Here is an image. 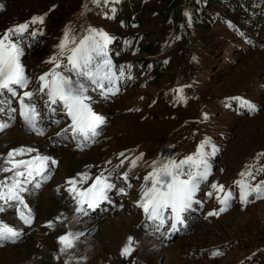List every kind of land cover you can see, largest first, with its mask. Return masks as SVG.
I'll return each mask as SVG.
<instances>
[{
	"label": "rangeland",
	"instance_id": "1",
	"mask_svg": "<svg viewBox=\"0 0 264 264\" xmlns=\"http://www.w3.org/2000/svg\"><path fill=\"white\" fill-rule=\"evenodd\" d=\"M50 1L2 0L4 8L0 12V30L5 27V21L8 17L7 14L10 10L18 8L16 11H13L12 15H18L19 19H24L26 14L37 12L39 9L45 8L48 4L58 2V0ZM74 1L76 0H67L64 4H72ZM38 5L41 8H36ZM20 7L22 8L19 9ZM65 7L61 4L58 6L57 12L61 18L69 12ZM25 9H29L30 11L26 13ZM53 15L54 13L51 15L52 22H54ZM164 18L163 15H160L158 19L160 22H163ZM141 21L142 24L139 31L145 35L153 33L159 28L157 25L151 26L147 17L142 16ZM224 36H227V34L221 29L207 28L201 30V37L209 49V54L206 57L205 65L200 69V74L202 77L201 91L203 93V100L214 115V125L218 129L226 131L229 135L228 140L225 142V153L219 162L226 166V174L224 177H231L247 155L255 150L264 149V51L242 52L237 46L232 48L222 39ZM38 51L40 52L38 53ZM43 54L45 52H42L40 47H37L31 52V56L42 57ZM29 63L36 65L32 60H29ZM168 74V72H164L158 78L161 76L169 77ZM158 88L157 83L155 86H150L146 90L130 88L125 95L118 97L107 108V119L99 142L92 146L90 150L82 153L98 151V158L101 161L109 156L111 152H116L119 149L141 141L147 147H152V143H149H160L164 141L171 129L178 125L181 118L196 116L195 107L192 106L187 111H177L176 115L180 117L177 121L167 120L161 116L170 114L171 112L160 104L154 105L150 109L149 116L142 117L143 113L132 114L130 112H124L132 104L137 102V94L150 93L153 89ZM239 92L245 93L260 103V109L252 117L237 118L233 117L230 113H225L220 110L218 106L220 97ZM117 118H121L124 124H118L115 120ZM130 129L135 130V137L132 136ZM43 136H45V139L51 140L47 131L40 137ZM51 143L49 141L48 145L57 154L61 155L65 151L64 148L66 146H64L63 142L57 143L55 140L54 144ZM4 156V153L0 154L1 158H4ZM57 160L59 162L61 158L57 156ZM52 179L53 181L55 180L56 186H59L61 177L57 175V172L51 177ZM57 194H61L59 188L57 189ZM117 212L121 211H115L113 213ZM121 213L124 212L122 211ZM35 215L32 229H34V226L40 220L37 216L36 208ZM91 218L96 219L98 216L95 215V217ZM136 229H139L138 226ZM84 231L85 229L81 233ZM31 233L30 230L25 234L22 233V239H19L15 243L2 246L0 249L6 246L15 247L17 245H24L31 240ZM61 235H53L54 242L60 248L61 245L56 242V237ZM146 236L150 239L151 245L156 246L157 240L152 236ZM137 241L133 238L131 247L134 251L128 256L121 255V250L127 244L128 238L119 243L117 248H110L111 250L106 249L103 255L104 257L101 259L102 262L106 261L104 264H234L247 256L249 251L261 246L264 247V200L255 204L253 207L247 208L245 211L232 210L222 216L218 222L214 221L210 224L194 222L193 231L167 243L164 246L165 253L156 262H149L146 259V253L138 246L139 242L137 245L135 244ZM223 241L224 243H221ZM108 244L107 241L99 243V245L104 246ZM186 246L187 248H185ZM212 247H223V253L218 258L213 259H204L199 255L205 248L208 250ZM36 248L38 251L43 250L42 246L38 244H36ZM77 250L78 248L75 247L65 252H60V249L54 248L52 251H47L44 254L30 253L26 260H28L27 264H51L50 258L52 262H56L53 264H62L66 260L73 261V255H75ZM90 252H94V249L87 251V253ZM171 253L174 254L169 259ZM0 264H10V262L5 260L0 262ZM18 264H24V262L22 261Z\"/></svg>",
	"mask_w": 264,
	"mask_h": 264
},
{
	"label": "snow or ice",
	"instance_id": "2",
	"mask_svg": "<svg viewBox=\"0 0 264 264\" xmlns=\"http://www.w3.org/2000/svg\"><path fill=\"white\" fill-rule=\"evenodd\" d=\"M94 2H98V0H94ZM43 21V16L33 17L29 22L6 29L3 34H0V98L5 95L9 97L7 101L0 99V113L4 111V103H11L10 98L17 97V90L27 88L29 83V77L26 75L24 65L20 60L24 55V50L20 47L19 38L23 36L31 24H42ZM90 31L98 35L103 43L98 42L93 35L83 37L77 42L75 38H70L68 30L65 31L64 39L60 43L59 49L61 54L66 49L69 51L70 54L66 57L67 65L62 71H57L60 68V63L56 62L55 67L50 72L39 77L41 83L36 89V92L44 93L47 97L46 106L50 107L57 103L62 105L67 116L71 119L69 128L64 131H71L75 137L83 138L86 142L100 134L98 130L106 123V119L103 115L94 112L91 104L87 102L91 100V97L86 95L89 88L85 86V82L89 85H94L95 89H100L101 95L107 96L108 92L115 94L111 86L118 79L116 73L111 71V60L106 58L107 53L104 52V48L110 43L109 36L102 31L96 32L94 29ZM32 35L35 36L36 33L33 32ZM13 37H17V40L14 41ZM69 44L74 46L69 48ZM102 54L105 57L103 64L95 63V57ZM55 61H57V57H53L50 62ZM102 68L108 69L103 75H101ZM65 71L69 75H64ZM122 76L123 69L120 70V77ZM49 77L51 78L49 79ZM105 81L108 87H106ZM33 94V92L25 91L19 97L21 115L30 130L42 136L44 135L43 129L37 127L39 114L35 105L31 103ZM25 98H28V103L25 102ZM243 103L249 110L255 111L254 105L247 101ZM12 111H15V109H12ZM52 111H55V109H52ZM10 126V123L0 120V132ZM204 143H207V141ZM204 143L199 146L195 154L189 155L178 162L176 160H168L159 167H154L153 172L145 177L146 181H151V187L143 191V199L139 206L143 208L149 220L158 221L160 225H163L166 219H171L173 221L171 224L173 230L177 229L178 224H183L184 221L181 214L191 208L192 198L199 187L198 180L207 181L211 174V166L205 159L208 154L203 151ZM34 151L36 150L32 148H14L3 158V164H0V172L12 173V176L7 177L5 180H0V201L9 205V207H13L19 220L25 225L31 223L32 210L21 195V193L27 191L23 185L31 183V180L36 176H41L48 169V162L51 160V157L39 154L28 160L16 159L18 156H24ZM214 153L215 149L213 148L211 154ZM51 163L54 165L57 161L51 160ZM132 163L133 167H135V161ZM155 163L154 161L153 164ZM257 171H260V169H257ZM78 175L81 177V183L89 178L87 173ZM240 176L243 179L236 181V183L240 186L242 203H246L253 192L256 194L257 199L264 198V181H261L253 188L247 182L249 177L255 178L252 171L242 172ZM9 180L11 183H8ZM107 180L108 178L103 176V174L96 176L92 184L83 190H78L75 187L76 179L68 180V184L73 185L69 192L75 193L77 204L80 205L76 211L87 214L83 208L84 204H87L89 208H94L101 201L107 200V192L114 187ZM35 187L39 188L40 184L36 183ZM212 188L218 192L224 191L223 185L214 183ZM208 195L211 196V193H208ZM217 198L220 204L223 205L220 208V212L226 211L228 201L232 198V193H225L223 199ZM168 210H170L171 216L166 218L164 213ZM4 211L5 208L0 205V212ZM217 214V212L208 213L209 216ZM48 226L52 227L53 225L49 223ZM20 236V231L0 220V242L11 241L14 243ZM77 238L72 233L59 236L60 251L65 252L74 248V241ZM132 241L133 238L128 237L127 244L121 250L122 256H128L134 251L131 247ZM213 255H219V253H213Z\"/></svg>",
	"mask_w": 264,
	"mask_h": 264
},
{
	"label": "bare ground",
	"instance_id": "3",
	"mask_svg": "<svg viewBox=\"0 0 264 264\" xmlns=\"http://www.w3.org/2000/svg\"><path fill=\"white\" fill-rule=\"evenodd\" d=\"M36 8L41 7L38 5ZM23 37L27 38V33H24ZM101 109L107 112V108ZM115 120L118 124H124V121L121 118ZM57 130H60V128H53V131ZM130 130L132 136L135 137V130ZM56 139H61V136L58 134L56 137L51 138L52 141H55ZM51 140L45 139V136L38 137L34 134H26L19 129L18 126L12 124L9 128L0 132V154H7L9 150L27 146L38 148L41 152L49 156H54L56 158L59 156L61 160L58 162L56 172L57 175L61 177V182L64 178L80 171L81 167L90 165L91 163L95 164L100 161L98 158V151H89L81 154L74 151L71 146L65 147V151L61 155L57 154V152L48 145V142ZM0 164H3V158L1 157ZM58 188L59 187L56 186V182L55 180L53 181V179L46 186L43 185L39 190L28 188L26 197L29 204L33 207L34 213L36 208V213L40 220L34 226V229H32V225L29 228H22L23 234L28 230L32 232L30 235V241L22 246H6L3 249H0V262L7 260L10 264H18L23 261L24 264H27L28 260H26V258L30 253L44 254L47 251H52L54 248L60 249V247L54 242L53 235H65L66 233H72L73 236L78 237L74 241V248L76 247L78 250L75 252V255H73V261L70 262L65 259L66 261H63L62 264H104L106 261L102 262L101 259L104 257L105 250H111L115 247L117 248L118 244L128 237L138 240L135 244L137 245L139 242L138 246L144 250L146 253V259L149 262H156L157 259L165 253L164 246L167 242L159 240L156 242V246L151 245L150 239L146 236L147 233L136 229L137 226L139 228L140 223L138 217L131 215L128 216L121 213L122 211L113 213L115 211L111 210L108 212L96 213L98 216L96 219L88 218L89 220H84L72 212L71 205L68 204L67 199L63 194H57ZM10 214L11 211H7L4 215L5 219H9ZM225 214L226 212L218 217L216 221L218 222L221 220L222 216ZM55 217L62 218V221L54 225V230L51 231L49 235H45V230L39 228L38 224ZM84 229L85 231L81 233ZM105 241L109 244L105 246L99 245L100 242ZM221 243H224V241ZM36 244L42 246L43 250L38 251ZM185 248H187V246ZM91 249H94V252L87 253V251ZM173 254L174 253H171L169 255V259L173 257ZM49 260L51 264L56 263L52 262L50 258ZM260 263L261 262H259V264Z\"/></svg>",
	"mask_w": 264,
	"mask_h": 264
},
{
	"label": "trees",
	"instance_id": "4",
	"mask_svg": "<svg viewBox=\"0 0 264 264\" xmlns=\"http://www.w3.org/2000/svg\"><path fill=\"white\" fill-rule=\"evenodd\" d=\"M66 1L67 0H58V2H56V3L58 5L61 4V5L65 6L64 3H66ZM180 1L181 0H166V3L163 4V8H162V5H155V6H152L150 9L151 10H155L159 15H163V17H164V14L167 13V14L171 15L173 17V19H176V18H179L180 17V9H181ZM21 8L22 7H20L19 9H21ZM17 9L18 8L10 10V12L7 14V16L13 14V11L14 10L16 11ZM53 18H54L53 25H56L57 22L60 20L61 17H59L58 12H55L54 15H53ZM171 25H172L171 22L168 23V26H171ZM146 55H148V54H146Z\"/></svg>",
	"mask_w": 264,
	"mask_h": 264
}]
</instances>
